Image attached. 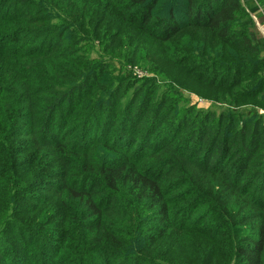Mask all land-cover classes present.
Segmentation results:
<instances>
[{
	"label": "trees",
	"instance_id": "1",
	"mask_svg": "<svg viewBox=\"0 0 264 264\" xmlns=\"http://www.w3.org/2000/svg\"><path fill=\"white\" fill-rule=\"evenodd\" d=\"M260 10L0 0V264H264Z\"/></svg>",
	"mask_w": 264,
	"mask_h": 264
},
{
	"label": "rangeland",
	"instance_id": "2",
	"mask_svg": "<svg viewBox=\"0 0 264 264\" xmlns=\"http://www.w3.org/2000/svg\"><path fill=\"white\" fill-rule=\"evenodd\" d=\"M260 13L264 14V10H262V11L260 10ZM257 27H259V30H261L260 32L263 33L262 36L264 37V22L262 23L259 21V25ZM128 70L130 72H132V75L137 79L151 80L155 77L154 74L149 73L148 71H145L144 69H142L140 67L129 66ZM156 80H158V83H162V79L160 77L156 76ZM170 90H171L170 86H165L164 84L161 88H159V92L162 94H163V92H167L169 94ZM185 96L188 99V103L183 104L184 106L185 105L187 106L189 104L193 107L201 108L202 111H206L208 109H212V108L218 106V105H215V103H213V101L207 100L202 96L195 95V94L190 93L188 91L185 92ZM224 108H226V107H224ZM214 109H216V108H214ZM259 111H260V113H262L264 115V109H260Z\"/></svg>",
	"mask_w": 264,
	"mask_h": 264
},
{
	"label": "built area",
	"instance_id": "3",
	"mask_svg": "<svg viewBox=\"0 0 264 264\" xmlns=\"http://www.w3.org/2000/svg\"><path fill=\"white\" fill-rule=\"evenodd\" d=\"M253 18H254V20H255L257 26H258V25H259V20H258L255 16H253Z\"/></svg>",
	"mask_w": 264,
	"mask_h": 264
},
{
	"label": "crops",
	"instance_id": "4",
	"mask_svg": "<svg viewBox=\"0 0 264 264\" xmlns=\"http://www.w3.org/2000/svg\"><path fill=\"white\" fill-rule=\"evenodd\" d=\"M258 29H259V27H258ZM259 31H261V30H259ZM261 34H263V33L261 32Z\"/></svg>",
	"mask_w": 264,
	"mask_h": 264
}]
</instances>
